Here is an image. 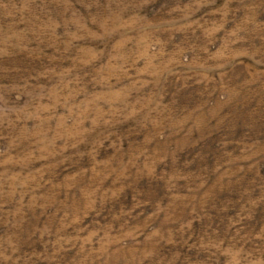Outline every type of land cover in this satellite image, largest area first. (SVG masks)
Segmentation results:
<instances>
[{"label": "rangeland", "instance_id": "1", "mask_svg": "<svg viewBox=\"0 0 264 264\" xmlns=\"http://www.w3.org/2000/svg\"><path fill=\"white\" fill-rule=\"evenodd\" d=\"M0 264H264V0H0Z\"/></svg>", "mask_w": 264, "mask_h": 264}]
</instances>
